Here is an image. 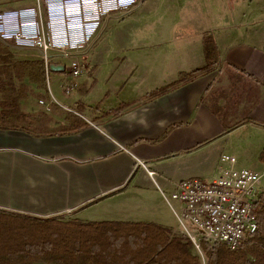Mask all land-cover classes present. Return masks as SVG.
<instances>
[{
	"label": "crops",
	"instance_id": "crops-1",
	"mask_svg": "<svg viewBox=\"0 0 264 264\" xmlns=\"http://www.w3.org/2000/svg\"><path fill=\"white\" fill-rule=\"evenodd\" d=\"M166 1V24L187 26L184 32L164 34L149 48L136 47L131 34L120 36L115 58L121 63L95 70L94 99L80 92L90 68L84 59L86 74L73 90L80 97L69 106L47 98L64 112L41 115L39 99L29 96L20 107L35 119L31 128L0 127L1 211L82 223H151L174 232L176 219L161 196L174 183L209 182L222 168L264 177L258 160L264 150V0ZM37 4L0 0V14ZM42 19L47 24L46 11ZM204 33L217 47L216 64L146 98L205 65ZM32 53L0 41V56L38 60ZM16 83L36 89L24 79ZM222 155L235 161L220 163Z\"/></svg>",
	"mask_w": 264,
	"mask_h": 264
},
{
	"label": "trees",
	"instance_id": "trees-1",
	"mask_svg": "<svg viewBox=\"0 0 264 264\" xmlns=\"http://www.w3.org/2000/svg\"><path fill=\"white\" fill-rule=\"evenodd\" d=\"M202 49L205 59L202 68L180 74L175 82L147 94L146 98L161 95L188 81L195 73L214 66L218 50L210 33L203 34ZM23 79L35 83L36 89L16 83ZM43 91H46V80L41 60L15 61L10 55L0 56V127L31 128L35 119L23 114L20 107V102L29 96L48 104L49 112L64 111L50 103ZM79 110L77 105L75 111ZM39 113L46 115L44 107ZM43 121L38 122L42 124ZM67 128L74 131L79 127ZM258 160L264 162V150ZM256 220L255 233L249 235L237 251H229L223 246L211 249L202 243L203 264H264V191L257 201ZM0 264L201 263L189 241L155 224L82 223L0 210Z\"/></svg>",
	"mask_w": 264,
	"mask_h": 264
},
{
	"label": "built area",
	"instance_id": "built-area-1",
	"mask_svg": "<svg viewBox=\"0 0 264 264\" xmlns=\"http://www.w3.org/2000/svg\"><path fill=\"white\" fill-rule=\"evenodd\" d=\"M37 2L40 5L36 8L0 14V41L36 54L43 63L47 89L52 73L49 66H63V71L59 72L61 87L63 93L69 95L76 86L75 80L85 74L86 66L79 54L92 42L100 19L114 10L128 12L137 1ZM43 9L48 16L47 24L42 19ZM38 104L49 111L48 104L41 100ZM219 161L233 163L235 159L222 155ZM137 164L144 167L140 161ZM260 179L261 175L248 169L222 168L209 182L189 178L174 183L171 193L161 192L176 219L174 233L189 241L201 257L202 243L211 249L223 246L229 251H237L257 229V201L262 192Z\"/></svg>",
	"mask_w": 264,
	"mask_h": 264
},
{
	"label": "rangeland",
	"instance_id": "rangeland-1",
	"mask_svg": "<svg viewBox=\"0 0 264 264\" xmlns=\"http://www.w3.org/2000/svg\"><path fill=\"white\" fill-rule=\"evenodd\" d=\"M136 4L130 7L128 12L112 11L108 15L102 17L99 21V33L102 30L100 37L90 44L83 52L79 54L80 60L90 66L86 81L81 84L80 92L86 96V100L94 99L96 95L97 83L95 70L99 71L111 66L112 64L121 63V58L116 59L115 55L123 46H119V37L125 34H131L136 37L134 45L136 47L149 48L150 43L164 34L171 32H184L187 26L167 25L164 13L166 0H136ZM256 2L257 0H252ZM228 0H225L227 5ZM228 7H226L227 9ZM251 9V8H250ZM44 10V9H43ZM42 10V12H43ZM45 12V10H44ZM43 12V13H44ZM264 14V10H262ZM216 23H220L217 20ZM97 30V31H98ZM32 54H35L34 52ZM35 58V57H26ZM28 60V59H27ZM83 63V62H82ZM86 74V73H85ZM85 74L83 76H85ZM61 76L54 72L50 74L48 79V89L43 91L46 98L51 96L59 103L69 106L73 98L80 97L76 91L70 95H66L61 87ZM27 82V81H26ZM45 92V93H44ZM60 104V105H61ZM64 112V111H63ZM252 171V170H250ZM261 171H258L260 175ZM259 187L264 191V177L261 176ZM208 247V246H207ZM209 248V247H208ZM195 251V250H194ZM200 263H204V253L202 257L198 255Z\"/></svg>",
	"mask_w": 264,
	"mask_h": 264
},
{
	"label": "water",
	"instance_id": "water-1",
	"mask_svg": "<svg viewBox=\"0 0 264 264\" xmlns=\"http://www.w3.org/2000/svg\"><path fill=\"white\" fill-rule=\"evenodd\" d=\"M49 69L51 72H62L63 71V66L60 65H50Z\"/></svg>",
	"mask_w": 264,
	"mask_h": 264
}]
</instances>
